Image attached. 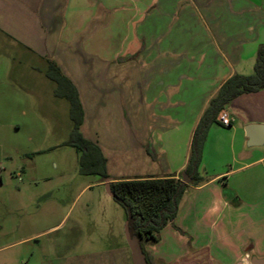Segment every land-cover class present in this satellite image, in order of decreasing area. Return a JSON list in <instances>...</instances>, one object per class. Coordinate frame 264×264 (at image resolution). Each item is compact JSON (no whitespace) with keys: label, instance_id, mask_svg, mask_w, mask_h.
<instances>
[{"label":"crops","instance_id":"obj_1","mask_svg":"<svg viewBox=\"0 0 264 264\" xmlns=\"http://www.w3.org/2000/svg\"><path fill=\"white\" fill-rule=\"evenodd\" d=\"M202 12L226 20L213 15L210 26ZM0 34L38 57L48 80L53 64L72 83L80 133L111 182L179 180L208 101L231 76L253 73L264 0H0ZM222 112L230 126L209 128L202 182L186 184L175 219L147 248L150 264H235L249 248L264 255V148H244V127L264 124V89ZM123 239L93 264H131Z\"/></svg>","mask_w":264,"mask_h":264},{"label":"rangeland","instance_id":"obj_2","mask_svg":"<svg viewBox=\"0 0 264 264\" xmlns=\"http://www.w3.org/2000/svg\"><path fill=\"white\" fill-rule=\"evenodd\" d=\"M213 15L226 20L202 12L210 26ZM53 87L43 62L0 34V264H93L124 238V212L104 180L81 174L64 145L69 103Z\"/></svg>","mask_w":264,"mask_h":264},{"label":"trees","instance_id":"obj_3","mask_svg":"<svg viewBox=\"0 0 264 264\" xmlns=\"http://www.w3.org/2000/svg\"><path fill=\"white\" fill-rule=\"evenodd\" d=\"M46 75L56 85L54 95L66 99L69 103L72 128L64 145L73 148L79 154V171L86 176L98 175L102 180L108 178L106 159L101 155L99 148L80 133L83 110L77 90L53 64L49 65ZM263 89L264 45H259L253 73L248 76L235 74L228 78L208 101L199 117L192 134L189 156L184 168L190 185L199 186L202 182L198 168L203 145L211 125L218 123V115L238 96ZM109 187L114 201L124 212L130 235L139 239L145 261L150 264V256L144 249L143 242L156 244L159 241L161 229L175 219L179 202L187 185L173 177H166L115 180L109 184Z\"/></svg>","mask_w":264,"mask_h":264},{"label":"water","instance_id":"obj_4","mask_svg":"<svg viewBox=\"0 0 264 264\" xmlns=\"http://www.w3.org/2000/svg\"><path fill=\"white\" fill-rule=\"evenodd\" d=\"M244 135L246 138L244 148H264V124H248L244 127ZM182 183L187 184L189 179L182 173ZM110 178L104 180V187L106 193L112 197L109 184ZM124 240L130 253L131 264H147L145 256L141 251L139 239L136 236L130 235L128 229V222L124 223L123 228ZM235 264H264V255L258 256L253 248L245 250L244 257L238 260Z\"/></svg>","mask_w":264,"mask_h":264},{"label":"built area","instance_id":"obj_5","mask_svg":"<svg viewBox=\"0 0 264 264\" xmlns=\"http://www.w3.org/2000/svg\"><path fill=\"white\" fill-rule=\"evenodd\" d=\"M218 122H219L220 125H222V126H224V127H229V126H230V119H229V117H228L225 113H223V112H221V113L219 114V116H218Z\"/></svg>","mask_w":264,"mask_h":264}]
</instances>
